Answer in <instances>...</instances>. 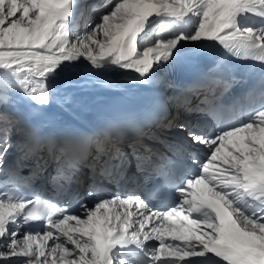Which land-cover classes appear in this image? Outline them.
Returning a JSON list of instances; mask_svg holds the SVG:
<instances>
[{
  "label": "snow or ice",
  "instance_id": "snow-or-ice-1",
  "mask_svg": "<svg viewBox=\"0 0 264 264\" xmlns=\"http://www.w3.org/2000/svg\"><path fill=\"white\" fill-rule=\"evenodd\" d=\"M88 9L95 14L85 17ZM186 42L207 65L185 95L168 99L201 119L162 125L184 133L174 150L150 134L172 151L161 157L173 174L170 191L156 190L161 207L139 189L104 188L127 172L126 154L108 147L123 138L121 120L88 137L64 135L52 178L67 186L61 194L29 189L19 158L8 163L14 149L27 148L25 159L55 149L59 137L42 135L37 113L52 103L62 73L87 62L90 72L118 68L152 83ZM228 58L264 66V0H0V264H264V71L259 102L225 122L244 79ZM157 107L167 114L166 104ZM154 115L146 111L143 121ZM137 131L142 144L146 134ZM137 142L139 172L152 149L142 144L141 155ZM91 143L81 195L78 165Z\"/></svg>",
  "mask_w": 264,
  "mask_h": 264
},
{
  "label": "bare ground",
  "instance_id": "bare-ground-1",
  "mask_svg": "<svg viewBox=\"0 0 264 264\" xmlns=\"http://www.w3.org/2000/svg\"><path fill=\"white\" fill-rule=\"evenodd\" d=\"M88 12L92 11L89 10ZM193 49L195 47L191 43L186 42L177 55L187 54ZM135 77L136 74L134 72L118 68H107L90 72L87 62H81L78 68L73 69L71 72L65 71L59 76L57 94L50 105L44 106L43 110L37 113L38 120L42 124H52L64 133H69L75 126L85 124L93 129L91 136L99 129L100 111L110 105L122 100L145 96V94L154 89L163 90L170 97L185 95L178 91L181 88V84L176 81V78L163 69L157 74L152 83L138 82ZM169 84L172 87H168ZM169 103L168 114H171L176 107H174L172 101H169ZM26 107V104L21 105L22 109ZM108 147L114 149L115 146L109 145ZM126 148L127 150L129 149L128 147ZM88 152L90 155L82 161V165L84 163H92V156L96 154L94 143L88 145ZM26 153H28L27 148L14 149L9 156L8 163H10V160L15 161L19 158L20 168L29 166L25 174H28L29 170L43 171L44 173L49 164L53 167L55 165L54 161L45 162V157L41 150L37 155L29 154L27 159L24 158ZM24 161H29L30 163L28 162L26 165Z\"/></svg>",
  "mask_w": 264,
  "mask_h": 264
},
{
  "label": "rangeland",
  "instance_id": "rangeland-1",
  "mask_svg": "<svg viewBox=\"0 0 264 264\" xmlns=\"http://www.w3.org/2000/svg\"><path fill=\"white\" fill-rule=\"evenodd\" d=\"M106 1L107 0H100V3H101V6H103V4H105L106 3ZM92 11V12H88V11ZM88 13V15L89 16H91L92 14L94 15L95 14V11L93 10V9H88L87 11H86V13L85 14H87ZM88 15H86L85 17H88ZM82 22V23H81ZM83 23H84V20L82 19L81 21H80V25H81V28H82V25H83ZM151 34V33H150ZM24 156V155H23Z\"/></svg>",
  "mask_w": 264,
  "mask_h": 264
}]
</instances>
